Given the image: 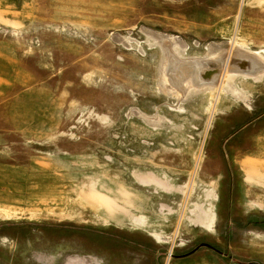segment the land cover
Listing matches in <instances>:
<instances>
[{
    "label": "rangeland",
    "instance_id": "rangeland-1",
    "mask_svg": "<svg viewBox=\"0 0 264 264\" xmlns=\"http://www.w3.org/2000/svg\"><path fill=\"white\" fill-rule=\"evenodd\" d=\"M262 230L264 0H0V264H264Z\"/></svg>",
    "mask_w": 264,
    "mask_h": 264
},
{
    "label": "bare ground",
    "instance_id": "bare-ground-1",
    "mask_svg": "<svg viewBox=\"0 0 264 264\" xmlns=\"http://www.w3.org/2000/svg\"><path fill=\"white\" fill-rule=\"evenodd\" d=\"M246 59L247 60V62L248 61H250V62H248V66H249V63H250V68L249 69H253V70H256L255 72H257V71H259L260 70V68H262V66H261V63L262 62H260L259 61V58H256V57H254V56H250V55H248V54H244V53H239V54H237V58L236 59ZM175 61V60H174ZM194 63V62H193ZM263 64V63H262ZM200 65H201V63H196V65L194 66V67H196L197 69H199L200 68ZM239 65V64H238ZM176 66V65H175ZM192 66V65H191ZM230 66V65H229ZM227 67L226 69L228 70V69H234V68H230V67ZM202 67H203V65H202ZM236 67V66H235ZM178 69H179V67H177ZM181 68H183V67H181ZM184 69V68H183ZM235 69H237V70H239L238 69V67L237 68H235ZM241 69V68H240ZM248 69V70H249ZM173 70H174V68H173ZM181 70V69H180ZM184 71V70H183ZM189 71H190V69H189ZM188 71V72H189ZM196 71H198V70H196ZM184 73V72H183ZM187 73V72H186ZM173 74V73H172ZM188 74V73H187ZM198 74V73H197ZM195 76V75H194ZM197 78V77H196ZM207 78V77H206ZM192 79V78H191ZM188 82V81H187ZM196 82H199L198 81V79H197V81ZM194 83V82H193ZM199 83H202V79H200V82ZM189 85V84H188ZM196 85V84H195Z\"/></svg>",
    "mask_w": 264,
    "mask_h": 264
},
{
    "label": "flooded vegetation",
    "instance_id": "flooded-vegetation-1",
    "mask_svg": "<svg viewBox=\"0 0 264 264\" xmlns=\"http://www.w3.org/2000/svg\"><path fill=\"white\" fill-rule=\"evenodd\" d=\"M228 176H229L230 186L233 188L236 185V187L238 188L237 179L235 178V173L233 172V169H231L230 166H229V175ZM229 198H230L229 203H234V201H235L234 197L230 196ZM221 200H222V198L220 197V201ZM261 232H264V230H262ZM217 250H219V249H217ZM224 255H225V257H229L230 253H224ZM233 264H262V263L258 259H252V260H241V261L239 260L238 262H234Z\"/></svg>",
    "mask_w": 264,
    "mask_h": 264
},
{
    "label": "water",
    "instance_id": "water-1",
    "mask_svg": "<svg viewBox=\"0 0 264 264\" xmlns=\"http://www.w3.org/2000/svg\"><path fill=\"white\" fill-rule=\"evenodd\" d=\"M203 61H206V60H203ZM248 62H250V61H248ZM243 63H244V62H243ZM214 65L217 66L218 64L214 62ZM249 66H251L250 63H249ZM240 67L243 69V68H244V64H242ZM248 69H249V67L245 70V72H249V73H250V71L255 72L254 70H248ZM212 72H213V73H217V70H216V69H215V70H212ZM179 77H180V76H179ZM181 79H184V78L181 77Z\"/></svg>",
    "mask_w": 264,
    "mask_h": 264
},
{
    "label": "trees",
    "instance_id": "trees-1",
    "mask_svg": "<svg viewBox=\"0 0 264 264\" xmlns=\"http://www.w3.org/2000/svg\"><path fill=\"white\" fill-rule=\"evenodd\" d=\"M236 131L235 132H237V131H239L240 129H235Z\"/></svg>",
    "mask_w": 264,
    "mask_h": 264
}]
</instances>
